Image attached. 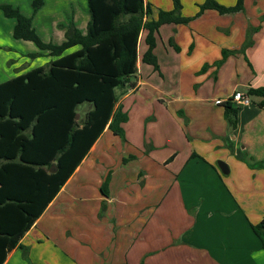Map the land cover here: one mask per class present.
<instances>
[{
  "label": "crops",
  "instance_id": "0c3cea01",
  "mask_svg": "<svg viewBox=\"0 0 264 264\" xmlns=\"http://www.w3.org/2000/svg\"><path fill=\"white\" fill-rule=\"evenodd\" d=\"M34 1L0 4L32 17L46 43H64L71 20L87 34L88 0H43L37 12ZM205 1L181 0L182 15L196 16ZM145 3L152 19L174 8L173 0ZM263 18L264 0H245L243 11L206 10L189 24H165L156 35L158 70L142 61L148 47L141 32L137 72L115 90L114 112L129 118L124 137L107 126L21 239L30 263L264 264L253 230L264 220V108L257 98L246 106L231 100L235 91L264 87ZM15 25L0 9V83L53 60L30 58L39 49L15 39ZM247 37L251 47L223 60ZM91 109L78 112L80 125ZM29 262L16 247L4 264Z\"/></svg>",
  "mask_w": 264,
  "mask_h": 264
},
{
  "label": "trees",
  "instance_id": "16d2710c",
  "mask_svg": "<svg viewBox=\"0 0 264 264\" xmlns=\"http://www.w3.org/2000/svg\"><path fill=\"white\" fill-rule=\"evenodd\" d=\"M173 3V10H160L152 19V8L145 0H88L87 34L83 35L71 20L65 26L66 41L60 45L44 42L33 27L32 17L19 8L0 4L5 17L16 20L14 38L33 42L39 49L29 57L53 58L46 66L0 83V264L16 247L29 262L21 239L105 128L124 137L121 124L129 118L120 110L114 112L118 102L115 90L137 72L141 32L147 31L148 47L142 61L158 70L154 50L163 25L189 24L206 10L223 15L245 7V0H237L231 7L206 0L196 16L184 17L181 0ZM43 5V0H35L34 11ZM252 44L247 37L241 50L224 51L223 60L228 54L245 52ZM246 94L259 99L258 105L264 108V87L249 89ZM85 103L92 109L80 125L78 108ZM231 103H225L226 119L229 127H234L236 113ZM253 230L264 246V220Z\"/></svg>",
  "mask_w": 264,
  "mask_h": 264
},
{
  "label": "built area",
  "instance_id": "2783aa9c",
  "mask_svg": "<svg viewBox=\"0 0 264 264\" xmlns=\"http://www.w3.org/2000/svg\"><path fill=\"white\" fill-rule=\"evenodd\" d=\"M231 100L236 103L237 105L246 106L251 104V97L241 91H235L232 96Z\"/></svg>",
  "mask_w": 264,
  "mask_h": 264
},
{
  "label": "water",
  "instance_id": "95a60500",
  "mask_svg": "<svg viewBox=\"0 0 264 264\" xmlns=\"http://www.w3.org/2000/svg\"><path fill=\"white\" fill-rule=\"evenodd\" d=\"M219 166L221 168V170L224 172V173H228V169H227V166L226 164H224L223 162H219ZM54 166L51 167L50 169V172L53 173L55 171V169H53Z\"/></svg>",
  "mask_w": 264,
  "mask_h": 264
},
{
  "label": "rangeland",
  "instance_id": "374dc122",
  "mask_svg": "<svg viewBox=\"0 0 264 264\" xmlns=\"http://www.w3.org/2000/svg\"><path fill=\"white\" fill-rule=\"evenodd\" d=\"M88 107H89V104L88 103H85V104L80 105L79 106V109H78L79 114L81 115V113L83 111H85Z\"/></svg>",
  "mask_w": 264,
  "mask_h": 264
}]
</instances>
